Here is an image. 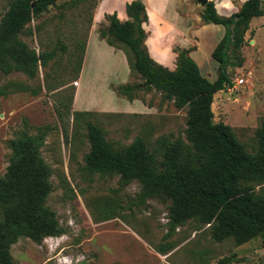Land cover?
<instances>
[{
	"label": "rangeland",
	"instance_id": "1",
	"mask_svg": "<svg viewBox=\"0 0 264 264\" xmlns=\"http://www.w3.org/2000/svg\"><path fill=\"white\" fill-rule=\"evenodd\" d=\"M101 1L92 7L93 0H59L16 36L37 55L52 54L46 65H39L33 78L18 71L0 72V178L10 164L12 141L23 135L41 138L39 153L51 171L46 205L62 230L60 236L39 243L20 237L10 249L13 264H264L260 238L240 245L232 237L217 241L210 225L192 220L170 230L168 201L154 197L138 206L141 185L137 181L124 184L117 174H91L85 169L88 122L102 130L114 149L141 139L155 153L161 138L187 142V108L177 110L164 93L147 89L138 73H130L125 83L140 87L129 93L131 100L120 95L116 86L114 92L108 89L124 66L104 45L91 48L88 80L80 86L86 107L75 108L83 43L87 45L92 31L99 36L108 26L105 15L109 14L101 15L111 4ZM127 1H114L118 17H123ZM179 1L181 12H189L196 23L202 11L197 0ZM242 1L233 0L230 11L237 13ZM13 2L0 0V20ZM147 3L152 16L157 5L154 0ZM261 7L263 15L250 21L244 45L231 49L223 66L208 52L224 35L223 27H202L201 22L192 27L199 32L188 38L193 44L190 49L201 47V75L208 81L226 75L230 81L213 97V122L231 127L248 153L256 152L258 133L264 128V0ZM117 48L125 54L122 46ZM177 49H173L176 55ZM255 192L264 198V183L256 185Z\"/></svg>",
	"mask_w": 264,
	"mask_h": 264
},
{
	"label": "trees",
	"instance_id": "2",
	"mask_svg": "<svg viewBox=\"0 0 264 264\" xmlns=\"http://www.w3.org/2000/svg\"><path fill=\"white\" fill-rule=\"evenodd\" d=\"M58 1L14 0L0 20L1 73L18 71L33 78L38 66L46 65L52 54L29 51L16 36ZM125 13L124 22L116 13L105 15L108 26L99 31V37L110 47L124 48L130 73L136 72L148 82L147 89L153 87L164 93L177 110L187 108V142L161 138L155 153L141 139L124 149H114L102 130L88 122L90 150L85 156V169L91 174H117L124 184L137 181L141 185L135 202L138 206L154 197L168 201L170 230L192 220L210 225L217 241L232 237L240 245L260 238L264 244V198L255 192V186L264 183V128L258 133L256 152L248 153L231 127L213 122V97L231 84L227 76L208 81L189 56L191 49L176 50L173 72L156 64L145 45L148 15L142 0L126 3ZM262 15L261 0L245 1L229 17L220 16L214 2L208 1L200 13L202 24L225 29L211 53L212 59L225 65L229 51L244 45L250 21ZM85 47L86 42L80 69ZM139 88L119 85L117 92L131 100L129 93ZM40 145L41 138L26 135L10 143V164L0 178V264H13L10 249L20 237L39 243L62 234L46 205L51 171L41 159Z\"/></svg>",
	"mask_w": 264,
	"mask_h": 264
},
{
	"label": "crops",
	"instance_id": "3",
	"mask_svg": "<svg viewBox=\"0 0 264 264\" xmlns=\"http://www.w3.org/2000/svg\"><path fill=\"white\" fill-rule=\"evenodd\" d=\"M114 1L115 0H108V2H110L111 4L109 6L110 8H105V10L102 11L101 17L104 14L112 15L113 13H116L117 18L119 20H122L123 18L125 20L127 18L126 13H125L126 3H124L123 17H118L119 11H118V8L115 6ZM131 1L133 0H129L127 1V3H130ZM148 1L149 0H142L146 8V12L148 13L147 14L148 23L144 25V29L146 30L148 34L147 39L145 41L146 48L148 50L150 58L156 64L164 68H167L168 70H173L175 68V61H176V56H177L173 52V49L178 48L181 50H190V48L193 47V44L188 40L190 33L199 32V30L193 31L192 27L194 25L200 24L202 21L200 19V16H197L195 17L196 23H192L191 14L189 12L188 13L181 12L182 2H180L179 0H154V3L157 6L152 11V16H150L149 9L147 7ZM212 1L214 2L215 9L220 16L229 17L232 14H234L232 13V11H230L231 7H233V0H212ZM245 1H242V2H245ZM101 2H103V0ZM201 25L203 27L202 23ZM206 26H209V25H206ZM222 35L223 34L220 35V37L216 40V42H214V44L210 45V49L208 51L209 54L212 53L217 43L223 37ZM93 45L96 46L95 49L104 45L105 47L103 48H105L112 55V57H115V59H117V61L121 65L124 66L125 71L123 70L119 74V76L117 77V81H115V83L109 82L108 89L112 90V86L117 87L121 84H125L128 81V78L130 75V70L128 68L127 60L123 52L113 47L108 46L105 43V41L102 40L98 36L96 32L92 31L88 37V41L86 45V52L84 55V60L82 63L80 75L77 81V89L75 93L74 104H75V108H78L79 110L82 109L83 107H86L85 103L81 100L80 86H81L82 81H85L87 83V80H88L87 78H85L86 65L89 62V54H90V51ZM200 50H201L200 46L197 47L195 50L191 49L189 56L197 63L201 71V66L199 63V61L201 60Z\"/></svg>",
	"mask_w": 264,
	"mask_h": 264
},
{
	"label": "water",
	"instance_id": "4",
	"mask_svg": "<svg viewBox=\"0 0 264 264\" xmlns=\"http://www.w3.org/2000/svg\"><path fill=\"white\" fill-rule=\"evenodd\" d=\"M197 2L203 8L207 4L208 0H197ZM146 85L149 86L150 84L148 82H146Z\"/></svg>",
	"mask_w": 264,
	"mask_h": 264
},
{
	"label": "built area",
	"instance_id": "5",
	"mask_svg": "<svg viewBox=\"0 0 264 264\" xmlns=\"http://www.w3.org/2000/svg\"><path fill=\"white\" fill-rule=\"evenodd\" d=\"M243 82V79L237 80V84H241Z\"/></svg>",
	"mask_w": 264,
	"mask_h": 264
}]
</instances>
